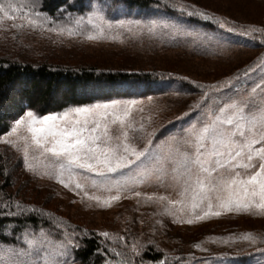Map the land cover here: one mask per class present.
I'll list each match as a JSON object with an SVG mask.
<instances>
[{"label":"rangeland","instance_id":"obj_1","mask_svg":"<svg viewBox=\"0 0 264 264\" xmlns=\"http://www.w3.org/2000/svg\"><path fill=\"white\" fill-rule=\"evenodd\" d=\"M169 1L178 19L184 9L209 12L226 28L186 25L162 8L129 11L123 0H69L54 16L39 0L0 1V59L230 80L172 123L194 105L183 91H127L45 115L26 109L0 135L12 177L0 198L48 210L129 256L153 249L264 264V61L236 79L261 50L230 31H251L246 8L263 12L264 0ZM78 228L10 234L0 264H80Z\"/></svg>","mask_w":264,"mask_h":264},{"label":"trees","instance_id":"obj_2","mask_svg":"<svg viewBox=\"0 0 264 264\" xmlns=\"http://www.w3.org/2000/svg\"><path fill=\"white\" fill-rule=\"evenodd\" d=\"M19 1L22 0H0ZM41 9L49 16H54L59 12L69 0H39ZM124 7L129 11L137 10L147 12L152 8H162L167 14H174V18L186 25H199L213 29L226 28L216 14L192 12L187 9L181 11L182 18L178 17L179 7L171 5L169 0H123ZM81 4V3H79ZM248 6L250 4L248 3ZM252 7V6H251ZM247 7L245 18L246 25H251V31L234 27L230 29L233 34H242L245 42L251 44L257 42L258 45L252 47L261 54L253 57L249 63L242 68L235 76L239 79L245 73L251 71L260 61H264V11L259 12L257 8ZM264 7V5H262ZM73 6L69 10H74ZM245 10V8H242ZM170 15V16H171ZM172 17V16H171ZM173 18V17H172ZM250 19V20H248ZM235 20V19H232ZM230 26H234L231 25ZM253 39L254 41H249ZM223 81V80H222ZM230 80H225L218 84L207 85L190 81L187 77L176 73H165L158 71L142 70L131 71L114 65L87 64L81 66H64L51 64H34L23 62L17 59H0V135L5 134L10 129L11 120L23 113L26 109H33L41 115L61 112L71 106H86L98 100L111 98L115 95H123L127 91L140 92L143 96L148 95L152 90L157 93L175 90L183 91V98H194L191 109L172 123L185 116L193 115L199 109L206 107L210 91L215 87H224ZM232 84V83H230ZM202 88V89H200ZM180 87V89H178ZM202 95L198 100L196 96ZM191 104V105H192ZM9 166L7 158L0 154V178L4 177V182L0 186V197L7 194L6 190L12 187L11 175H8ZM7 171V172H6ZM3 201L0 198V245L7 244L11 240L10 234L20 235L26 228L51 229L61 228L66 231H75V224L60 218L41 207L22 204L11 199ZM79 247L75 250L76 258L80 264H233L236 261L232 258H191L186 256L167 255L155 252L153 249H146L141 256H129L102 241L97 234L86 228H78ZM261 253V252H258ZM261 254H257L259 257ZM237 263V262H236ZM244 264V263H242ZM249 264H251L249 262Z\"/></svg>","mask_w":264,"mask_h":264}]
</instances>
